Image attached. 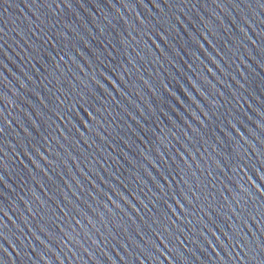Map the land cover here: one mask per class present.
I'll return each instance as SVG.
<instances>
[{"label": "water", "instance_id": "water-1", "mask_svg": "<svg viewBox=\"0 0 264 264\" xmlns=\"http://www.w3.org/2000/svg\"><path fill=\"white\" fill-rule=\"evenodd\" d=\"M264 0H0V264H261Z\"/></svg>", "mask_w": 264, "mask_h": 264}, {"label": "snow or ice", "instance_id": "snow-or-ice-1", "mask_svg": "<svg viewBox=\"0 0 264 264\" xmlns=\"http://www.w3.org/2000/svg\"><path fill=\"white\" fill-rule=\"evenodd\" d=\"M261 264H264V260L261 261Z\"/></svg>", "mask_w": 264, "mask_h": 264}]
</instances>
